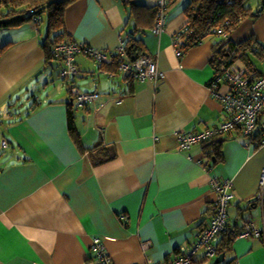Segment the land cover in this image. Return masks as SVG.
Returning <instances> with one entry per match:
<instances>
[{
  "label": "crops",
  "instance_id": "crops-1",
  "mask_svg": "<svg viewBox=\"0 0 264 264\" xmlns=\"http://www.w3.org/2000/svg\"><path fill=\"white\" fill-rule=\"evenodd\" d=\"M138 3L151 7L154 1ZM185 4H168L161 32H153L154 22L137 34L144 53L164 72L157 86L121 73L96 75L93 60L75 57L72 86L99 93L84 108L76 106L59 76L62 61L45 57L41 43L54 33L46 34L43 16L38 25L30 19L0 28V48L6 45L0 49V264H95L93 238L103 243L112 264H168L180 249L191 250L211 221L213 179L231 182L232 230L246 221L264 223V206L255 198L263 146L227 132L215 165L201 144L178 149V131L200 132L226 118L208 87L219 40L205 38L176 55L172 37L185 24ZM257 6V0L249 5ZM129 18L121 0H75L64 10V32L68 41L113 52L132 31ZM248 39L264 48V10L242 20L228 37L233 43ZM257 67L263 72L264 62ZM20 100L22 113L16 107ZM96 145L111 147L114 157L94 162L88 151ZM224 237L212 244L220 247ZM228 247L218 264H264V243L258 239H233ZM217 256L206 258L200 248L192 264H213Z\"/></svg>",
  "mask_w": 264,
  "mask_h": 264
},
{
  "label": "built area",
  "instance_id": "built-area-1",
  "mask_svg": "<svg viewBox=\"0 0 264 264\" xmlns=\"http://www.w3.org/2000/svg\"><path fill=\"white\" fill-rule=\"evenodd\" d=\"M156 9L153 32L159 33L163 30L166 21L168 7L167 0H153ZM33 23L38 25L40 17H33ZM182 28L172 37V43L176 55L180 57L178 45L181 42ZM213 37L218 39L221 46L228 41L229 32H220L216 27L213 30ZM202 41H195L194 46ZM218 46V47H219ZM258 49V45L252 48V52ZM52 54L63 63L59 76L66 83L68 92L77 107L84 108L95 103L99 94L95 92H81L72 86L73 77L78 69L74 59L78 55H85L92 59L97 66L96 75L105 74L113 77L115 73L103 69L104 66L113 65L117 72H122L135 81L149 80L157 86L164 78V72L159 69L157 62L147 54L140 55L131 61L124 50V40L120 38L117 49L113 52L107 50L94 49L85 43L77 41H64L53 47ZM227 88V91L220 92V85ZM221 85V86H222ZM210 93L217 97L222 105V111L226 115L225 120L218 123L213 128H207L200 132L178 131L176 133L178 149L185 150L194 144H201L215 135H221L232 130H237L245 137L247 145L253 143L258 131L263 134L261 146L264 147V71L260 76H254L245 67H239L236 62L223 67L219 71H214L213 78L209 81ZM3 149L7 148L5 141H2ZM212 190L216 194L213 207V215L209 224L202 229L197 241L192 245L191 250L180 249L178 256L168 264H192V254L202 248L206 258L217 256V249L212 241L219 235L231 234L233 239H258L264 243V223L257 227L252 221H246L241 229L232 232V228L227 221V209L234 195L231 192V182L229 180L213 179L211 181ZM258 202L264 201V166L259 176V186L256 193ZM148 244L143 247L146 248ZM90 252L95 264H112L105 246L98 238H93L90 245ZM156 264V263H150Z\"/></svg>",
  "mask_w": 264,
  "mask_h": 264
},
{
  "label": "trees",
  "instance_id": "trees-1",
  "mask_svg": "<svg viewBox=\"0 0 264 264\" xmlns=\"http://www.w3.org/2000/svg\"><path fill=\"white\" fill-rule=\"evenodd\" d=\"M73 1L75 0H0V28L20 24L23 20H30L35 16L40 18L43 16L46 21V34L48 36L54 34L52 40L49 39L50 37L46 36V39L41 45L46 59L52 60L54 58L52 47L56 43L70 40L66 39L64 32L63 14L65 8ZM167 1L169 4L176 0ZM247 1L248 0H186L184 7L186 20L182 27L185 28V30L184 33L181 34V42L178 45L180 55L182 56L189 48L193 47L195 41H203L205 38L213 37V30H215L216 27L219 28L220 32H229L230 34L242 20L247 18L256 19L264 10V0H257L258 6L255 10L246 6ZM121 2L128 6L130 16L128 21L131 22L132 20L133 22L132 31L124 37V50L129 59L134 61L140 55L144 54L145 51L143 41L137 37V34L152 28L155 22L156 9L154 5L146 7L138 3V0H121ZM28 12H30L29 16L25 17L24 14ZM17 17H20V20L13 22ZM8 20L12 22L10 24H4ZM219 44L220 42L214 46V51L210 60V64L214 71H219L221 66L226 67L234 62L241 61L247 70L254 73V76L257 77L263 74L257 66L260 62H264V48L259 46L253 39H248L240 43L226 41L221 46H219ZM255 45H258V49L252 52V48L255 47ZM0 49L1 51H5L6 45L2 46ZM103 69L115 74L119 73L113 65L104 66ZM120 73L125 75L122 72ZM126 77L130 79L128 76ZM73 127V116L69 112L68 130L72 135H74ZM232 131H235L236 134L238 133L237 130ZM224 134L215 135L208 141L201 143L202 150L211 162V165H215L222 160L221 146L223 141L228 138L221 137ZM262 139L263 134L261 131H258L253 141L256 148L261 146ZM88 152L96 163L104 162L114 157V151L109 146L96 145L90 148ZM262 204L264 206V201ZM232 232H234V230H232ZM223 235L225 237L220 243V247L216 246L217 255H221L224 251H228V245L233 240L231 234Z\"/></svg>",
  "mask_w": 264,
  "mask_h": 264
},
{
  "label": "rangeland",
  "instance_id": "rangeland-1",
  "mask_svg": "<svg viewBox=\"0 0 264 264\" xmlns=\"http://www.w3.org/2000/svg\"><path fill=\"white\" fill-rule=\"evenodd\" d=\"M255 1H256V0H248L247 3H246V6H247V7H249V5L252 6L253 3H254ZM178 32H179V31H178ZM178 32H177V33H178ZM177 33H176V34H177ZM260 63H263V62H260ZM54 82H60V83H62V82H61L59 79H57L56 77L54 78ZM49 85H51V84H49ZM51 86H52V85H51ZM44 96H45V95L43 94V97H44ZM41 100H42V98H40V101H41ZM14 104H16V103H14ZM16 105H17L16 107L18 108V110H19L20 113H22L23 111H25L26 108H25V107H22V105H21V100H20L19 103L16 104ZM21 107H22V108H21Z\"/></svg>",
  "mask_w": 264,
  "mask_h": 264
},
{
  "label": "water",
  "instance_id": "water-1",
  "mask_svg": "<svg viewBox=\"0 0 264 264\" xmlns=\"http://www.w3.org/2000/svg\"><path fill=\"white\" fill-rule=\"evenodd\" d=\"M20 20V17H17L13 20V22H17ZM12 21L8 20L6 21L4 24H10ZM224 260V254H221V255H218L215 260L213 261V264H218V263H221L223 262Z\"/></svg>",
  "mask_w": 264,
  "mask_h": 264
}]
</instances>
